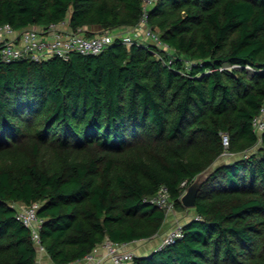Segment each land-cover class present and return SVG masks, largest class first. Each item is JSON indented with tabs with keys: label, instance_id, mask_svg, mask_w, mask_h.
Instances as JSON below:
<instances>
[{
	"label": "trees",
	"instance_id": "16d2710c",
	"mask_svg": "<svg viewBox=\"0 0 264 264\" xmlns=\"http://www.w3.org/2000/svg\"><path fill=\"white\" fill-rule=\"evenodd\" d=\"M144 17L160 43L116 37L67 60L0 59V264H39L18 204L38 203L40 245L71 264L105 240L160 236L166 213L150 199L161 186L190 218L131 264H264V129L253 127L264 0H0V25L15 31L67 21L86 36L136 32ZM224 155L236 157L218 164Z\"/></svg>",
	"mask_w": 264,
	"mask_h": 264
},
{
	"label": "built area",
	"instance_id": "2783aa9c",
	"mask_svg": "<svg viewBox=\"0 0 264 264\" xmlns=\"http://www.w3.org/2000/svg\"><path fill=\"white\" fill-rule=\"evenodd\" d=\"M155 0H143L144 6L148 8ZM145 17L140 22L139 29L136 32L124 31L121 34L112 32H102L93 36H86L81 32H73L65 26L67 21L59 24H50L46 28L30 26L21 31H15L9 24L0 25V59L5 62L21 58H30L33 61L48 59L51 57H60L64 60L69 59L72 53L80 54H98L106 49L116 37H120L122 42L129 45L136 37H148L156 43H160L158 35L149 28L143 27ZM253 127L256 132L264 129V103L260 108L259 115L253 119ZM223 144L228 145L227 135H223ZM158 207L165 210L167 214L174 212V204L170 200L168 190L161 186L156 196L150 199ZM38 203L29 206L19 207L16 217L24 226L31 230L32 239L36 245L38 255L44 253L40 245L38 229L41 226L42 219L37 213ZM182 236L181 225L172 227L162 237V245L174 242L176 238ZM160 245V246H162ZM101 247L105 251V256L112 264H131L133 253L126 249L125 244H115L105 240ZM96 249L85 257L87 261H93Z\"/></svg>",
	"mask_w": 264,
	"mask_h": 264
},
{
	"label": "rangeland",
	"instance_id": "374dc122",
	"mask_svg": "<svg viewBox=\"0 0 264 264\" xmlns=\"http://www.w3.org/2000/svg\"><path fill=\"white\" fill-rule=\"evenodd\" d=\"M115 34H121V30H119ZM234 157L236 156L229 157V156L224 155L221 158H219L217 162L218 164H221L223 162L232 161ZM18 207H22V205L18 204ZM188 218H190V214L188 215L187 213H183L181 211L171 212V214L170 213L167 214V220L164 223V228L160 236L157 235L154 239L148 240V241L135 242L130 247H126V249L131 251L133 254H142V253L148 252L149 249H151V247L154 244L157 245V243H159V238L161 239L170 228L176 226L177 224L181 223L183 220L188 219ZM38 257H39V261L42 263L44 261L42 254H39Z\"/></svg>",
	"mask_w": 264,
	"mask_h": 264
},
{
	"label": "water",
	"instance_id": "95a60500",
	"mask_svg": "<svg viewBox=\"0 0 264 264\" xmlns=\"http://www.w3.org/2000/svg\"><path fill=\"white\" fill-rule=\"evenodd\" d=\"M212 170V167H208L206 170L199 173L186 188V191L181 196V203L185 208L194 207L197 192L200 189L201 184L208 178Z\"/></svg>",
	"mask_w": 264,
	"mask_h": 264
},
{
	"label": "crops",
	"instance_id": "0c3cea01",
	"mask_svg": "<svg viewBox=\"0 0 264 264\" xmlns=\"http://www.w3.org/2000/svg\"><path fill=\"white\" fill-rule=\"evenodd\" d=\"M65 29H69V25L68 23L65 26ZM119 31V30H118ZM113 33V32H112ZM172 229V228H170ZM169 229V230H170ZM131 245H129L128 247H130ZM156 246V244H154L152 247L154 248ZM151 247L150 250H152L153 248ZM148 251V250H147ZM42 256L44 258V261L41 263L40 261L39 264H53L52 261L50 260V258L46 255V253H42ZM95 256L97 257L95 260L93 261H87L86 259L82 260V261H78V262H74L71 264H112L105 256V251L104 249L101 247V245H98L95 251Z\"/></svg>",
	"mask_w": 264,
	"mask_h": 264
}]
</instances>
